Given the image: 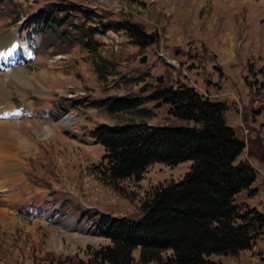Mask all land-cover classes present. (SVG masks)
Here are the masks:
<instances>
[{"label": "rangeland", "instance_id": "1", "mask_svg": "<svg viewBox=\"0 0 264 264\" xmlns=\"http://www.w3.org/2000/svg\"><path fill=\"white\" fill-rule=\"evenodd\" d=\"M59 1L96 13L92 23L77 21L82 30L99 29L91 37L101 59L68 39L55 40L54 31H33L30 16ZM125 21L157 32L159 41L140 49L125 28L114 27ZM5 36L0 156L11 157L15 179H6L0 169V264H90L92 252L108 243L97 227L100 213L138 218L154 188L182 179L190 161L151 164L140 179H122L116 191L99 173L105 150L92 131L100 123L175 127L180 122L168 105L153 100L117 114L90 103L108 96L148 97L157 85L186 82L226 103L227 124L245 144L239 158L257 173L233 205L239 213L263 211L264 0H0V39ZM250 56L256 65L252 75L246 66ZM103 59L106 80L96 68ZM209 259L264 264V226L246 249Z\"/></svg>", "mask_w": 264, "mask_h": 264}, {"label": "trees", "instance_id": "2", "mask_svg": "<svg viewBox=\"0 0 264 264\" xmlns=\"http://www.w3.org/2000/svg\"><path fill=\"white\" fill-rule=\"evenodd\" d=\"M95 14L59 1L40 9L30 20L37 31H54L55 40L68 39L101 59L91 37L99 29L82 30L77 21L82 17L92 23ZM114 27L125 28L140 49L158 40L157 32H146L138 23L125 21ZM103 63L107 61H99L96 68L100 79L106 80L103 69L108 65ZM246 66L251 75L255 73L251 56ZM260 74L264 87V69ZM246 81L250 83L248 77ZM172 84L157 85L148 97L108 96L90 103L106 105L108 113L117 114L133 112L153 100L156 105H168L170 116L180 122L175 127L143 122L115 127L100 124L92 131L95 142L105 150L106 163H101L99 173L115 191L122 179H140L151 164L173 167L191 162L181 180L157 186L148 194L138 218L100 217L98 229L108 243L92 252L90 264H220L209 257L246 249L264 226V207L261 212L239 213L233 205L237 193L254 183L256 172L239 158L245 144L227 124L226 103L205 98L186 82ZM135 250L138 260L133 258Z\"/></svg>", "mask_w": 264, "mask_h": 264}, {"label": "bare ground", "instance_id": "3", "mask_svg": "<svg viewBox=\"0 0 264 264\" xmlns=\"http://www.w3.org/2000/svg\"><path fill=\"white\" fill-rule=\"evenodd\" d=\"M2 42L6 43L7 44V40H8V36H5V38H1L0 39ZM3 45V47H6L7 45ZM6 99H4L3 101H5ZM3 104V103H2ZM70 117L68 118H65V122L67 120H69ZM2 143V142H0ZM23 144V142H21V145ZM25 144V143H24ZM20 147V146H19ZM4 156V157H3ZM3 156H0V169L2 170H5L6 172H4L3 176L8 179V180H12V179H15V175L10 171V169L12 168V166L14 165L13 161L11 160V157L8 156V155H3ZM12 161V163H11ZM14 170V169H13Z\"/></svg>", "mask_w": 264, "mask_h": 264}, {"label": "water", "instance_id": "4", "mask_svg": "<svg viewBox=\"0 0 264 264\" xmlns=\"http://www.w3.org/2000/svg\"><path fill=\"white\" fill-rule=\"evenodd\" d=\"M145 61H146V56L144 55L143 57L140 58V62H141V63H144ZM156 80H157L159 83L163 82V78H162V76H157Z\"/></svg>", "mask_w": 264, "mask_h": 264}]
</instances>
